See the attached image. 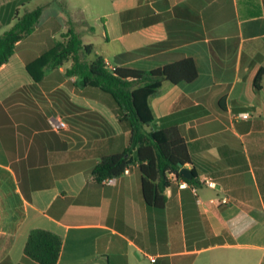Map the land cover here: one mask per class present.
<instances>
[{"label": "crops", "instance_id": "crops-1", "mask_svg": "<svg viewBox=\"0 0 264 264\" xmlns=\"http://www.w3.org/2000/svg\"><path fill=\"white\" fill-rule=\"evenodd\" d=\"M38 6V27L0 67V264H39L24 254L33 229L62 238L57 264H264V0H0V35ZM71 23L109 69L196 63L194 81L165 82L150 100L198 174L188 188L172 180L163 209L147 205L138 165L114 185L93 178L130 134L108 93L67 75L70 62L40 68Z\"/></svg>", "mask_w": 264, "mask_h": 264}, {"label": "trees", "instance_id": "trees-1", "mask_svg": "<svg viewBox=\"0 0 264 264\" xmlns=\"http://www.w3.org/2000/svg\"><path fill=\"white\" fill-rule=\"evenodd\" d=\"M43 10V6H38L23 15L17 14L13 27L0 35V67L10 60L17 44L38 27ZM63 37L65 41L45 56L40 68L56 69L70 62L67 75L78 79V87H94L108 93L116 104L115 112L120 122L130 134L124 153L103 157L96 165L94 180L102 183L138 165L144 199L149 207L157 209L165 207L166 190L171 185L169 173H174L189 184L198 185V174L194 169L192 180H186L180 174V164L185 166L191 162L185 140L176 127L155 126L156 116L150 102L165 82L177 85L194 81L198 77L194 60L183 59L151 71L109 69L105 58L95 54L92 45L83 44L72 23ZM28 70L38 81L30 67ZM263 79L264 68H261L254 81L257 90L262 88ZM62 245V238L57 234L33 229L29 233L24 254L39 264H57Z\"/></svg>", "mask_w": 264, "mask_h": 264}, {"label": "built area", "instance_id": "built-area-1", "mask_svg": "<svg viewBox=\"0 0 264 264\" xmlns=\"http://www.w3.org/2000/svg\"><path fill=\"white\" fill-rule=\"evenodd\" d=\"M239 117L241 119H249L251 117V114L250 113H242V114H239ZM61 129L65 128L66 127V124L64 122H59V125H58ZM130 172V168H127L125 169L124 173L123 174H129ZM168 177L169 179L172 181H178L180 183L179 187L180 188H188L189 187V183L185 180H179V178H177V176L174 174V173H169L168 174ZM116 179L117 177H111V178H107L105 180L102 181L103 184H108V185H114L115 182H116ZM205 183L209 186V187H215V183L211 180H206ZM193 191L196 193V188H192ZM219 204L221 205H227L229 204V199L224 197L222 199H220V202ZM152 262H155V259H151Z\"/></svg>", "mask_w": 264, "mask_h": 264}, {"label": "rangeland", "instance_id": "rangeland-1", "mask_svg": "<svg viewBox=\"0 0 264 264\" xmlns=\"http://www.w3.org/2000/svg\"><path fill=\"white\" fill-rule=\"evenodd\" d=\"M100 11V9L98 7H90V10H88V14H87V22L90 23V25L96 27L95 25V17L98 15L97 12ZM96 36L95 41L99 44L102 43V38H101V33L94 34Z\"/></svg>", "mask_w": 264, "mask_h": 264}, {"label": "water", "instance_id": "water-1", "mask_svg": "<svg viewBox=\"0 0 264 264\" xmlns=\"http://www.w3.org/2000/svg\"><path fill=\"white\" fill-rule=\"evenodd\" d=\"M180 174L181 176H183L186 180H192L193 179V175L192 172L190 170H188L187 168H184L182 164H180Z\"/></svg>", "mask_w": 264, "mask_h": 264}]
</instances>
